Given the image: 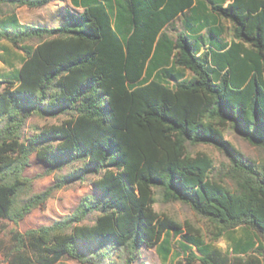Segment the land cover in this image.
<instances>
[{
	"label": "trees",
	"instance_id": "16d2710c",
	"mask_svg": "<svg viewBox=\"0 0 264 264\" xmlns=\"http://www.w3.org/2000/svg\"><path fill=\"white\" fill-rule=\"evenodd\" d=\"M224 1L212 2V11L235 24L240 41L203 50L199 34L181 31L161 42L163 28L194 0H71L82 11L64 9L55 26L20 23L14 11L0 18V40L23 53L0 45V60L9 65L0 74L4 263L57 264L69 256L85 264H133L142 245L156 247L166 262L170 232L180 234L182 225L154 210L159 193L205 219L213 240H229L222 250L187 223V243L180 242L186 256L172 264H263L257 238L264 240V161L248 158L224 131L264 154V0ZM33 115L65 117L25 135ZM199 144L216 147L226 161L216 166L207 153L189 152ZM31 155L48 172L66 170L34 192L24 174ZM88 176L92 192L70 213L19 229L54 190ZM239 227L243 237L233 234Z\"/></svg>",
	"mask_w": 264,
	"mask_h": 264
},
{
	"label": "rangeland",
	"instance_id": "374dc122",
	"mask_svg": "<svg viewBox=\"0 0 264 264\" xmlns=\"http://www.w3.org/2000/svg\"><path fill=\"white\" fill-rule=\"evenodd\" d=\"M66 8H73L80 11L81 8H75L71 3V0H51L41 7H28L20 6L12 8L11 5H0V18L9 15L10 11H14L18 21L24 24H45L50 26L58 25L62 20L63 11ZM0 45H6L10 50L17 52L19 57H22L23 53L15 49L6 40L1 39ZM0 53L3 51L0 50ZM7 60L13 62L18 66L17 60L11 54H5ZM9 69L8 64H4L0 60V74ZM65 116L59 117H41L39 115L31 116L25 125L24 134L30 135L37 132L44 124L57 123ZM224 138L230 141L239 151L244 153L248 158L261 163L264 161V154L262 151L249 144L241 136L233 132L231 129L226 128L224 131ZM188 150L194 154L196 151H203L207 153L214 162V165H220L226 161L225 155L216 147L210 144H199L197 146H189ZM66 169L59 171L48 172L46 165L38 161L34 155L30 156L28 166L24 170V174L33 179L34 192H40L53 184L56 174L64 172ZM93 176L86 177L83 182H76L71 185L63 186L52 192L47 202L43 207H36L32 209L20 222L19 229L26 230L29 228L37 227L39 225H46L53 220L59 219L66 214L70 213L79 203L82 196L90 194L92 192V186L90 184ZM156 202L153 204V208L161 215L171 217L182 225V232L180 234H174L170 232L171 237V252L168 260L165 262L158 254L156 247H147L142 245L140 248V254L133 264H172L177 258H185L186 254L181 251L180 242L187 243L182 237L183 234H187V223L191 224L195 228H199L200 234L203 239L215 245L222 250H227L229 246V240L226 235L217 239H212L209 233V227L205 219L196 215L193 210L184 203L178 201L164 202L160 199V194L156 193ZM254 233V232H253ZM235 236H244L245 232L242 227L234 230ZM258 242H263L262 238H257ZM264 264V257L262 258ZM0 264H6L1 260ZM57 264H85L69 256H63Z\"/></svg>",
	"mask_w": 264,
	"mask_h": 264
},
{
	"label": "crops",
	"instance_id": "0c3cea01",
	"mask_svg": "<svg viewBox=\"0 0 264 264\" xmlns=\"http://www.w3.org/2000/svg\"><path fill=\"white\" fill-rule=\"evenodd\" d=\"M230 1L225 0L223 6ZM212 2L221 4L222 0H194L191 8L180 12L163 28L162 44L168 40H175L177 34L181 31L190 35L199 34L204 36L205 43L201 47L202 50L208 46V43H212L219 48L223 44L229 46L233 42H239L240 40L234 36L235 24L212 11ZM74 7L81 8L80 11H82V7ZM206 19L208 20L206 21ZM210 30H212V33H210ZM245 46L249 47L247 43H245ZM167 66H170V63ZM190 74L187 71V76Z\"/></svg>",
	"mask_w": 264,
	"mask_h": 264
}]
</instances>
